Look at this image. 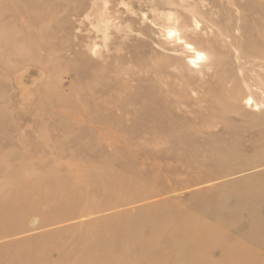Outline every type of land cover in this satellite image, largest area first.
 I'll return each mask as SVG.
<instances>
[{
  "label": "rangeland",
  "instance_id": "374dc122",
  "mask_svg": "<svg viewBox=\"0 0 264 264\" xmlns=\"http://www.w3.org/2000/svg\"><path fill=\"white\" fill-rule=\"evenodd\" d=\"M5 206L0 264H84L113 229L99 264H264V0H0ZM193 217L216 235L182 262Z\"/></svg>",
  "mask_w": 264,
  "mask_h": 264
},
{
  "label": "bare ground",
  "instance_id": "6f19581e",
  "mask_svg": "<svg viewBox=\"0 0 264 264\" xmlns=\"http://www.w3.org/2000/svg\"><path fill=\"white\" fill-rule=\"evenodd\" d=\"M174 33H176L174 32V30L170 31L169 35L171 36ZM178 41L180 42V44H183L186 49L193 51V54H195V57L193 58L194 60H199L201 62L206 60L207 57L204 54V52L202 53V52L197 51V49L193 45L187 43L183 38H178ZM110 121L111 120L109 119L108 122ZM28 212L29 210L25 208L16 209L13 206L1 207L0 208V221L5 222V221H9V219H12V218L17 219V220H22L23 218L27 216ZM220 216H221L220 214L217 215L216 219L219 220ZM200 220L201 219L194 218V217L192 220H188L187 224L184 226V230H180L181 234H178L179 237L183 236L184 241H185V246L183 247L184 254L181 258L182 262L190 261V260L192 262H195V260H197V258L200 256V253H201V252H198L196 248L200 249V246L204 242H212L213 239L215 238V235H216L215 231H213L212 228H210V226L207 225V223L198 222ZM145 227L149 228L151 232L152 230L155 231V227L153 226V224L151 225L145 224ZM139 231H140L139 227L138 228L134 227V229H130L129 231H126L125 233L127 236V239L132 241L135 245L134 250L131 251L128 254V256L131 255L133 252L134 254H137L139 256H144V257L146 256L145 258L152 260L154 256H149L150 255L149 250H150V247L153 246V244L150 241L149 242L146 241V239L144 240V238L141 236ZM118 232H120V229H113L110 237H107V236L101 237V239L98 240L99 250L90 252L91 259L86 261V263L84 264H99L97 262L98 258L108 261L109 258L111 257V254H110V252H112L111 247L114 246V239H115L114 236H116L117 235L116 233ZM20 261H22V257L17 254L9 258L5 264H16V263H19ZM26 261H27L25 262L26 264H36L37 259L33 257V258H28V260ZM62 264H70L69 258H66L64 263Z\"/></svg>",
  "mask_w": 264,
  "mask_h": 264
}]
</instances>
